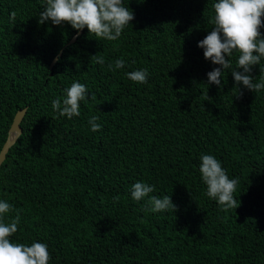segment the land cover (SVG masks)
<instances>
[{"label":"trees","instance_id":"obj_1","mask_svg":"<svg viewBox=\"0 0 264 264\" xmlns=\"http://www.w3.org/2000/svg\"><path fill=\"white\" fill-rule=\"evenodd\" d=\"M217 2L123 0L134 20L106 41L87 28L39 24L45 0H0V153L28 108L0 168V199L14 207L5 222L22 209L12 242L47 244L49 264H264V90L236 85L239 53L220 87L208 83L219 66L197 45L214 27ZM98 53L103 65L90 60ZM121 58L124 68L110 71ZM141 69L147 84L127 78ZM261 69L264 58L253 83ZM73 82L89 94L68 119L52 101L62 103ZM202 154L238 178L237 209L206 195ZM136 182L171 196L177 211H148L147 198L132 199Z\"/></svg>","mask_w":264,"mask_h":264},{"label":"clouds","instance_id":"obj_2","mask_svg":"<svg viewBox=\"0 0 264 264\" xmlns=\"http://www.w3.org/2000/svg\"><path fill=\"white\" fill-rule=\"evenodd\" d=\"M44 10L40 13L38 23L51 22L55 26L69 24L79 32L87 28L89 35L97 40L117 41L126 27L134 20V13L124 6L123 0H45ZM214 27L209 34L198 43L203 49L205 60L218 65L207 74L208 83L221 86V77L225 71L232 67L230 57L239 53L238 69L232 70L231 75L236 85H243L249 91L260 92L264 90V76L261 81L253 83L251 75L254 66L261 63L264 58V0H218L213 5ZM16 13L10 14L14 21ZM96 64L103 65L104 58L98 53L90 57ZM57 62L59 60L57 59ZM125 66L123 58L117 59L114 66L110 63L109 70L122 69ZM264 72V69H261ZM127 78L137 84L148 83L147 69L126 73ZM238 89V88H237ZM65 98L58 97L52 101V108L59 116L72 119L80 116L81 102L88 101V89L84 84L73 82L65 90ZM91 95V100H95ZM97 117L89 120L92 132L101 129L96 123ZM199 172L203 183L207 186L206 195L221 206L223 211L237 209L240 202L235 198L238 178H229L221 161L213 155L202 154ZM155 187L143 182H136L131 188L132 199L139 202L147 198L148 211L162 213L168 210L177 211L171 196L163 198L150 195ZM118 201L119 197H114ZM14 211L13 205L0 199V264H49L51 255L48 245L33 242L30 246L24 243H14L11 237L17 233L20 223L19 212L16 216L5 222V217Z\"/></svg>","mask_w":264,"mask_h":264},{"label":"water","instance_id":"obj_3","mask_svg":"<svg viewBox=\"0 0 264 264\" xmlns=\"http://www.w3.org/2000/svg\"><path fill=\"white\" fill-rule=\"evenodd\" d=\"M83 30H81L78 35H80ZM78 35L75 37L73 42L77 39ZM57 59L58 58L55 59L53 65L57 62ZM27 112H28V108H25V109L20 110L17 113V115L15 116L12 127L9 131L8 139H7L5 145L3 146V149L0 153V168L2 167L4 162L6 161L10 150L17 144L19 138L23 134L22 123L24 121L25 116L27 115Z\"/></svg>","mask_w":264,"mask_h":264}]
</instances>
